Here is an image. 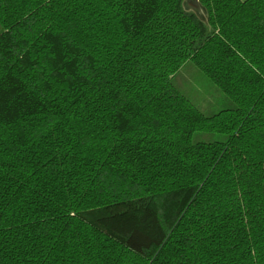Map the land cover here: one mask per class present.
Segmentation results:
<instances>
[{
    "label": "trees",
    "instance_id": "obj_1",
    "mask_svg": "<svg viewBox=\"0 0 264 264\" xmlns=\"http://www.w3.org/2000/svg\"><path fill=\"white\" fill-rule=\"evenodd\" d=\"M186 1L0 0V264H264V0Z\"/></svg>",
    "mask_w": 264,
    "mask_h": 264
},
{
    "label": "rangeland",
    "instance_id": "obj_2",
    "mask_svg": "<svg viewBox=\"0 0 264 264\" xmlns=\"http://www.w3.org/2000/svg\"><path fill=\"white\" fill-rule=\"evenodd\" d=\"M195 0H187L186 8L193 9ZM195 10L204 17L201 9ZM173 83L205 115L212 116L221 110L235 108V103L214 84L193 62H187L174 76ZM225 135L195 132L193 141H223Z\"/></svg>",
    "mask_w": 264,
    "mask_h": 264
}]
</instances>
